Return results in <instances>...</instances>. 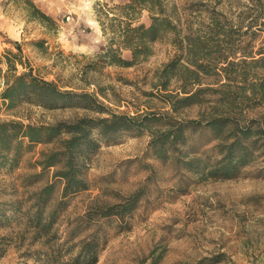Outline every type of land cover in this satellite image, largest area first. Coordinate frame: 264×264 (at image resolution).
<instances>
[{
  "label": "rangeland",
  "instance_id": "374dc122",
  "mask_svg": "<svg viewBox=\"0 0 264 264\" xmlns=\"http://www.w3.org/2000/svg\"><path fill=\"white\" fill-rule=\"evenodd\" d=\"M129 1L0 0V92L7 61L17 55L24 65L16 64L17 75L31 69L33 76L61 90L95 94L116 113H154L201 124L219 114L240 126L254 121L255 129L264 131V94L252 92L248 84L264 82L262 66L238 67L248 83L223 87L225 80L215 72L216 59H204L208 74H199L198 102L172 112L163 97L170 94L174 100L181 82L172 76L162 89L166 81L162 72L173 64L177 76L187 62L171 34L149 44L150 55L133 67L98 62L111 38L110 31L102 29L105 16L111 17L115 7ZM27 2L49 20L34 16ZM164 2L178 20L181 34L191 31L203 37L216 23L220 32L229 35L232 46L213 45L209 58L227 47L254 55L264 50V0L261 5L257 0ZM147 14L142 11L139 22ZM221 16L226 23L220 22ZM216 18L220 20L214 22ZM120 56L130 59L128 51ZM240 87L249 99L235 94ZM227 101L231 108L224 106ZM16 111L43 124L103 117L81 109L45 111L27 104ZM12 118L1 108L0 119ZM260 139L264 143V134ZM150 140L151 134L143 130L103 145L85 172L88 189L65 199L60 196L62 184L52 178L54 169L42 172L35 164L50 146H34L12 171L0 169V212L5 214L0 223V264H74L82 242L92 238L99 243L94 264H196L214 257L221 258L219 264H264V157L234 179L204 180L170 159L153 156ZM214 144L206 129L187 133L188 149L197 151V156L204 152L210 157L205 152ZM49 183H54V190L43 212L45 217L54 213L55 220L49 232H37L26 213L35 210V193ZM137 194L132 214L122 219L98 216L100 209Z\"/></svg>",
  "mask_w": 264,
  "mask_h": 264
},
{
  "label": "trees",
  "instance_id": "16d2710c",
  "mask_svg": "<svg viewBox=\"0 0 264 264\" xmlns=\"http://www.w3.org/2000/svg\"><path fill=\"white\" fill-rule=\"evenodd\" d=\"M257 2L259 5L262 4V0ZM28 4L31 5L30 2ZM33 11L38 19L49 20L37 9L34 8ZM112 11L114 12L111 17L105 16L102 26L103 31L106 29L111 33L109 44L98 58V62L104 65L133 67L150 55L149 44L171 34L175 47L181 52L180 57L185 58L187 62L177 76L174 75L173 64H167L162 72V77L166 78L161 84L162 89L167 87L166 84L172 76L181 82L174 100L170 98L173 96L170 94L163 97L172 112L198 102V94L202 91L196 88L200 85L199 74H208L204 59H216L213 61L214 68L225 80V83H222L223 87L248 83L244 73L238 70L242 65L264 67L263 49H258L254 55L227 47L224 51H215V57L209 58L207 53L218 46L219 42L232 46L229 35L225 31L220 32L216 23L209 27V33L203 37L191 31L181 34V28H177L178 20L174 19L172 9H167L164 0H130ZM142 11L148 14L141 23L139 20ZM217 20L220 19L216 18L213 21ZM220 22L226 23L223 17ZM262 25L264 26V22ZM16 47L18 48L17 45ZM121 51H128L130 59L121 58ZM237 54L239 55L236 56ZM12 57L14 60H8L7 57L8 69L0 92V112L2 108L13 116L12 119H0V169L12 171L18 167L23 154L34 146H50L49 149L40 152V158L35 164L42 172L54 169L52 178L62 184L61 199L88 189L84 175L91 158L103 145L116 142L122 134L148 131L151 134L149 149L153 156L162 161L170 159L185 171L204 180L234 179L243 168L253 164L259 157H264V143L260 139L264 131L255 129L254 121H248L245 126H240L232 118L218 114L201 124V121H177L166 115L154 113L135 115L116 113L99 102L95 94L61 90L55 83L33 76L31 69L17 75L16 64L21 67L24 65L17 55ZM248 84L249 88H253L252 92L257 90L264 94L263 80L257 85L253 82ZM245 91L240 87L235 94H240V98L249 99L245 96ZM22 104L45 111L81 109L103 117L82 116L72 121L52 124L33 123L27 115L16 111ZM226 104L224 106L231 108V101H227ZM197 128L208 130L212 141H215V144L205 152L210 153V157H205L204 152H199L200 156H197V151L188 149L187 133L193 134L197 132ZM53 190L54 183L39 189L34 197L35 210L33 212L28 210L26 213L27 219L31 220L37 232H49L54 223V213L51 212L45 217L43 212V207ZM137 203L138 194L131 195L123 203L100 209L98 216L122 219L134 212ZM4 218L5 214L0 212V223ZM82 243L74 264H94L99 252L97 239L92 238ZM220 262V257H214L200 260L196 264Z\"/></svg>",
  "mask_w": 264,
  "mask_h": 264
}]
</instances>
